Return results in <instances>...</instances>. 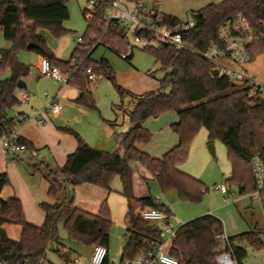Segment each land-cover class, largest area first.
<instances>
[{"label":"trees","instance_id":"obj_1","mask_svg":"<svg viewBox=\"0 0 264 264\" xmlns=\"http://www.w3.org/2000/svg\"><path fill=\"white\" fill-rule=\"evenodd\" d=\"M68 0H0V31L10 47L0 51V73L10 71L8 78H0V132H14L16 121L8 117V112L19 100L15 95L16 83L29 73V67L17 58L20 50L32 52L46 58L63 72H69L68 83L78 90L76 103L88 109H95L90 81L84 73L91 67L96 75L105 77L115 87L119 96L127 92L115 82L114 72L104 59L93 61L91 55L98 45H103L117 54L129 45L126 29L112 22L105 33L102 9H96L92 20H86V30L81 36L84 43H77L66 61L54 58L46 46L40 29L47 30L58 38L67 30L63 23L69 19ZM242 13L251 27L263 33L258 42L245 47L249 61L264 53V0H222L210 3L194 11L193 27L185 39L198 52L204 51L210 43H219L217 31L220 24ZM163 23L180 25L175 17L159 12ZM84 15V11H83ZM189 21V20H188ZM142 36V33H139ZM100 37L101 40L97 41ZM143 37L155 42L149 34ZM162 70H169L160 80V87L152 92L136 97V103L128 114L130 127L122 133L117 150L106 152L91 148L77 133L74 135L77 147L67 155L65 163L55 169L44 165L42 172L49 182L47 197L51 203H41L43 222L36 226L26 221L22 205L16 197L0 199V263L41 264L48 245L58 241L57 224L62 226L68 239L92 247L101 245L108 250L109 232L112 226L110 209L104 201L96 214L85 212L73 205L72 196L66 194V187L89 183L109 190L114 175L119 177L121 194L127 208L125 220L127 228L121 248L120 260L134 257L153 249L160 241V226L145 221L140 216L144 208L162 211L167 217L169 208L147 194L134 197L132 174L134 163H139L148 171L162 193L175 191L179 200L199 202L206 188L203 183L180 170L178 165L186 160L192 139L201 127L207 131V140L220 141L226 148L231 166L228 187H235L239 195H247L256 188L251 172V158L258 155L264 164V96L248 95L243 83L217 73L213 65L199 53L173 45H146L144 47ZM78 59V67H71L70 60ZM132 59V47L123 58ZM168 87L169 91L164 92ZM173 111L177 121L170 124L177 136V144L155 158L140 150L137 144H147L152 133L143 126L148 118H156L164 112ZM24 120V118H22ZM16 141L31 148V143L17 136ZM40 169V166H35ZM9 184L6 173H0V193ZM264 208V203L262 205ZM138 208L139 211H135ZM3 224H15L20 229L18 239L8 237ZM264 227L255 223L243 233L227 237L226 251L235 264H242L246 256L244 247L235 244L262 245L261 233ZM223 233L222 222L212 214H203L181 223L165 251L178 264H212L217 246L215 236ZM235 244V245H234ZM58 257L67 264L71 252L57 242ZM104 264H113L106 255Z\"/></svg>","mask_w":264,"mask_h":264},{"label":"rangeland","instance_id":"obj_2","mask_svg":"<svg viewBox=\"0 0 264 264\" xmlns=\"http://www.w3.org/2000/svg\"><path fill=\"white\" fill-rule=\"evenodd\" d=\"M220 1L222 0H145L144 4L148 9L158 10L180 21H188L191 20L194 11L199 10L207 4L218 3ZM67 8L69 19L63 23V27L67 30L66 33L55 38L51 36L47 30L40 29L38 31L40 35L44 37L46 46L61 60H67L69 58L72 50L77 46L76 38L84 34L87 24V15H83L84 9L88 8L87 0H68ZM127 37L129 45L126 51L129 52L132 47V59L130 62H127L120 54H117L103 45H98L94 49L91 59L93 61H99L100 59L106 60L114 72L116 84L132 94L142 95L157 90L160 87V80L169 70H162L159 63L155 61L153 55L144 49L147 44L145 41H140L139 43L133 42L132 30L127 32ZM98 40H101V38L98 37L97 41ZM152 45L155 44L152 43ZM9 47L10 43L3 38L0 31V51ZM17 58L21 63L29 67V73L25 79L26 84H28L27 91L31 90L29 88L30 86L38 90L39 87L42 86L53 87L55 85L51 80H47V78L39 74L37 69L38 55L26 50H20L17 53ZM248 67L249 71H253L252 73L257 76L258 79L264 80V53L258 54ZM9 75L10 71L5 69L0 73V78H8ZM39 80L42 81L40 84H37ZM89 89L91 90L95 104V109L90 110L97 114L102 120H115L117 124L114 127L116 132L127 130L130 125L129 117L118 110L116 106L121 107L123 105L126 109H131V104L127 102L130 100L132 103V101H134L133 97L127 94V96H123L122 101L118 103L116 99L119 95L115 87L108 79L102 76L91 81L89 83ZM168 91L169 88L166 87L164 92L167 93ZM25 106V103L20 100V104L14 106L11 113L15 114L20 111V109L25 108ZM158 117L159 118L156 119L150 118L147 126L150 128L148 130L152 133L149 147H151L153 154L160 155L161 150H163V143L165 142L163 139L166 138V136L173 135L169 126H164L168 125L174 119L175 114L171 111H167ZM159 127H164L165 131L157 130ZM207 141V131L204 127H201L191 141L186 160L178 165L180 170L199 179L205 186L206 190L199 202L191 203L181 201L176 195L173 197L171 196V193H174L173 191L162 193L157 183L152 180V178L145 181L147 184L144 182L142 176L146 175L145 170L144 173H140L141 171H136V168L134 169L133 195L140 196L142 192L150 194L158 202L170 208L175 218L182 223L199 216L198 214L206 211V208L211 205H228L231 216L240 221L244 230L255 223H258L262 227L264 210H261L260 205L255 200L243 197L240 202H225L220 191L216 189V185L218 184L225 183L227 185L226 181L230 177L231 166L227 159L225 146L220 141L215 140L211 143L214 148V154L211 155L208 151V144L210 142ZM116 150L117 145H115L110 152ZM42 171L44 170L41 168L40 172L42 173ZM231 189L238 195L235 187H231ZM120 191L121 183L119 177L114 175L110 181L109 198L106 200L112 218L108 252L109 260L112 263H118L120 260L124 234L127 228V222L125 220L127 202ZM47 202H50V200ZM135 211L137 212L138 209L136 208ZM57 236V242L61 243L71 252L70 257L79 255L80 264H88L87 258L90 253V248L68 239L67 233L62 226V221H59L57 224ZM260 236L263 243L259 247L244 242H235L236 245L239 244V246L244 247L246 251V256L242 260V264H264V230ZM57 242L53 241L48 245L45 258L41 264H64L55 252L58 246ZM166 244L168 247L169 243Z\"/></svg>","mask_w":264,"mask_h":264},{"label":"crops","instance_id":"obj_3","mask_svg":"<svg viewBox=\"0 0 264 264\" xmlns=\"http://www.w3.org/2000/svg\"><path fill=\"white\" fill-rule=\"evenodd\" d=\"M53 55L55 59L61 60L57 58V55L55 53H53ZM40 58L41 57L38 56V62ZM251 62H253V60L245 63L242 66L243 70L248 75L255 77L261 83H264V80L258 79V77L252 73L253 71H249L248 66ZM45 78H47V80H51L55 85L53 87L42 86L39 87L38 90L33 89L30 86V91H27L28 84H26V78H24L23 81L25 83V88H16L15 95L18 98L20 104V100L22 101L23 94L27 93L28 98L26 101H23L26 106L25 108L20 109V111L15 114L11 113L12 109L8 112V117L14 118V121H16L17 123L14 132L17 136L22 137L29 143H31V148L25 149L22 152L5 155L1 151L0 144V173H6L9 181V184L2 189L0 193V199H6L12 196L16 197L22 205L25 219L29 223L36 226L41 225L44 218V213L40 208V204L51 203V201L47 202L49 200L47 197L49 182L44 176L43 172H40V169L44 165L48 166L51 169L62 166L65 163L67 155L74 152L77 147V141L74 135L66 129H71L72 131L77 133L82 141L91 148L110 152L112 151V148L118 144V140L121 134L126 132L130 127L129 125L127 130H120L116 132L114 128L117 125L115 120H102L90 109L76 103L75 100L78 97V90L75 87L71 86L69 83L62 84L52 78ZM41 81L39 80L37 84H40ZM126 92L134 99L132 103L130 100H128L127 102L131 104L130 108L132 109V107L136 103V97L140 95H135L128 91ZM122 98L123 96H117L116 101H118L119 103L120 101H122ZM52 104L58 105V112L55 114H51L49 112L48 106ZM116 107L127 116L128 112L131 110L126 109L123 105L121 107ZM173 113L175 114V112ZM22 118L25 119L22 120ZM149 119L150 118L146 119L143 123V126L147 129H150L147 126ZM176 121L177 116L175 114L174 119L164 127H170V124ZM164 127H159L157 128V130L165 131ZM163 140L165 142L163 143V150H161L160 155L152 153L153 151L151 150V147H149V142L148 144H137L136 146L150 156L158 158L177 144V136L173 133V135L166 136V138H164ZM35 166H40L41 168L35 169ZM132 167V184L134 194V169L136 168V171L138 172L141 171L140 173H144L145 170L147 176H142L144 182L147 179L152 178V176L148 173L144 166L139 163H134ZM109 192L110 188L109 190H105L89 183H83L71 188L66 187V194L68 195V197L72 196L73 205L76 208L91 214H96L99 210L100 205L104 201L108 200ZM173 192L174 193H171V196H177L176 192ZM145 195L147 194L142 192L140 196L134 197H141ZM241 199H243V197L236 198L231 202H240ZM228 208V205H211L206 208V211L201 212L198 215L200 216L203 214H212L219 218L222 222L223 234L225 235V237H231L248 231L251 226L244 230V228H242V225L240 224V221L231 216L230 210ZM260 208L261 210H264L263 207L260 206ZM167 221L173 222L179 220L175 218L173 212L171 211V214L167 217ZM154 224L160 225V223ZM3 229L5 230L8 237L12 239L19 238L20 229L17 225L3 224ZM108 252L109 243L107 250V256L109 260ZM110 263L112 262L110 261Z\"/></svg>","mask_w":264,"mask_h":264},{"label":"built area","instance_id":"obj_4","mask_svg":"<svg viewBox=\"0 0 264 264\" xmlns=\"http://www.w3.org/2000/svg\"><path fill=\"white\" fill-rule=\"evenodd\" d=\"M145 0H87L88 8L84 9V15L87 20H92L96 9L104 11L102 32L105 33L107 27L112 22H117L119 26L126 29V41L128 42L127 32L132 30L134 43L145 41L146 45H173L175 47L188 49L199 53L207 59L217 71L219 75L243 83L248 90L250 97L260 94L264 96V83L258 81L255 77L248 75L242 66L249 62V56L245 50L247 45L258 42L263 38V33L254 30L249 21L242 13H236L233 19L222 22L218 28L217 36L219 43H210V45L202 52H198L185 40L190 29L193 27V21L189 20L180 25L171 26L163 23V19L159 12L154 9H148ZM264 26V25H263ZM142 33V36L139 35ZM143 34L152 35L155 42L143 37ZM77 43H84L82 37L76 38ZM99 42V41H98ZM130 52V51H129ZM129 52L122 51L120 56L125 58ZM71 67H78V59L70 60ZM38 72L41 76L49 77L62 84L68 83L70 73L63 72L58 67L52 65L46 58L41 57L38 65ZM84 73L90 82L99 78L91 67H85ZM28 94L24 93L22 101H26ZM49 112L55 114L58 112V105H49ZM25 119V118H24ZM15 132H0V144L3 154H14L25 150L24 145L16 141ZM251 172L255 180L256 188L247 195H237V193L228 187L225 183L216 185L225 202L232 201L236 198L249 197L255 200L261 207L264 203V164L258 155L251 158ZM143 220L150 223H160V241L151 250L125 259L122 262L113 264H178L177 260L171 257L166 251V243L171 242L174 237L175 230L181 224L179 221H167V216L160 210L153 208H144L140 212ZM264 227V220H263ZM217 246L214 248L216 257L212 264H235L232 256L226 251L228 246L227 237L222 234L215 236ZM107 255V249L101 245H93L90 247L88 264H104ZM0 264H21V263H0ZM67 264H80L79 255L70 257Z\"/></svg>","mask_w":264,"mask_h":264},{"label":"water","instance_id":"obj_5","mask_svg":"<svg viewBox=\"0 0 264 264\" xmlns=\"http://www.w3.org/2000/svg\"><path fill=\"white\" fill-rule=\"evenodd\" d=\"M16 88L17 89H24L25 88V83L22 79H19L16 83ZM208 151L211 155L214 154V148L213 145L211 143L208 144Z\"/></svg>","mask_w":264,"mask_h":264}]
</instances>
